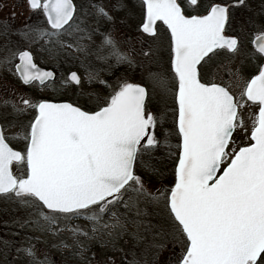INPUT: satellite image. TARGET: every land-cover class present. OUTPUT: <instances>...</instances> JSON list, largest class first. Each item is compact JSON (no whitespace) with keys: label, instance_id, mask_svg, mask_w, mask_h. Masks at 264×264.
<instances>
[{"label":"snow or ice","instance_id":"6c2138e0","mask_svg":"<svg viewBox=\"0 0 264 264\" xmlns=\"http://www.w3.org/2000/svg\"><path fill=\"white\" fill-rule=\"evenodd\" d=\"M17 6L0 28V200L28 209L18 226L56 238L64 264H99L93 246L106 253L124 236L126 264H264V0H141L139 20L134 0H21L42 23L19 28ZM158 22L170 33L166 70ZM133 23L147 36L122 50L113 33ZM33 46L56 61L75 59L67 49L83 54L85 79L72 71L61 81L80 87L83 105L31 96L8 80L52 88L54 73L38 66ZM92 56L106 67L93 68ZM137 69L140 82H130ZM237 131L249 143L230 150ZM165 160L175 164L171 187ZM25 236L14 252L0 249L3 264H48L36 255L40 237ZM170 244L179 254L163 260Z\"/></svg>","mask_w":264,"mask_h":264},{"label":"rangeland","instance_id":"374dc122","mask_svg":"<svg viewBox=\"0 0 264 264\" xmlns=\"http://www.w3.org/2000/svg\"><path fill=\"white\" fill-rule=\"evenodd\" d=\"M96 3L108 5L109 0H95ZM135 5H136V20H139L140 18V13H139V8H140V1L139 0H134ZM18 5L15 7V11L17 12V17L13 23V26L16 28H19L23 26L26 22L27 23H42V19L38 17L37 14H34L30 12L27 8L20 7L19 5L21 4V0H0V6L7 5V7H2L0 9V28L3 27L4 23L7 21L8 16L10 15V10L12 9L13 5ZM255 6V5H254ZM20 13H23V15H20ZM115 15H123V13H113ZM31 17L29 20L28 18ZM159 31H160V37L161 40L159 43L162 44V49H163V54H164V61L162 64V67L164 70L167 69V48H168V36L166 32L164 31L163 28H160L158 26ZM140 33L136 31L135 28V23L132 24L131 27H125L121 26L118 31L114 32L113 35L115 39L118 41L119 37H122L123 39L126 38H131V37H137L139 36ZM256 35L255 32L249 33L244 37V43L245 46L249 49H252L251 45V40L252 38ZM19 37H13V39H17ZM22 39V38H20ZM127 39H126V49L127 50ZM99 38L95 40V44H99ZM23 43V42H22ZM94 47V45H93ZM32 51L35 55V61L39 64L42 63H52L53 60L51 57L47 56L44 57L43 53L38 52L36 46H33ZM66 51L71 52V56L75 57V59L71 58H65L62 57L61 59L63 62H61V68H59V73L57 74V78L50 83L49 85L52 86V88L56 89L55 91L52 90V88H46L43 91H39L38 89H30L28 90V95L31 96H43L44 98L52 99V98H59V99H64L68 97H72L71 95L73 94V89L70 83L69 84H62L61 81L63 79L67 78V73L69 70H76L80 72V76L82 81L85 79L87 76V73L85 72L84 68L82 69L80 65V61L84 60L85 57L81 53H77L74 50L67 49ZM91 60V57L88 58ZM67 60L65 63L64 61ZM92 66L93 68H105L106 65L99 60H92ZM112 63V62H109ZM115 62H113L114 64ZM124 70V66L120 67V71L122 72ZM148 71V68L145 67L144 73L146 74ZM100 77L102 78H107L106 74L104 72L100 73ZM130 82H140V70L137 69L136 72L133 75V79ZM85 89H90L91 87L100 88V85L93 84V85H88L86 82L84 84ZM77 90H80V87L78 86L76 88ZM233 91H237V88H234ZM242 111V116L244 118L245 124L250 128L252 124V120L249 118L250 114H252L255 109L253 108H247L246 110H241ZM16 130L19 131L17 128H12L9 129L6 133L8 134H14ZM233 139L235 141V145L230 146L235 147L236 145L242 146L245 145L249 142L248 138L242 131H237L233 134ZM171 143L173 144V153L174 156L177 153V150L175 148V145L177 143V139L175 136L171 138ZM174 162L173 160H165L163 162V167L165 171V178L163 179V184L165 186L171 187L174 182ZM13 173L16 175L22 174V169L19 167H14L13 168ZM153 183L156 185V187H160L161 181L159 180H154ZM151 187V185H149ZM27 211L28 209L24 206H21L19 204H13L10 202H5L3 200H0V249L5 247L7 245L9 248L13 249L15 247L21 246L25 241H26V236H25V231L29 232V235H34V236H39L40 241H34L36 244V255L37 257L42 258L45 254H47L48 257V264H64L65 257L67 255V250L59 249L56 247H52L51 245L53 243H57L58 240L56 238H53L51 235H41L38 232H32L31 230H24L21 229L18 225L20 222H22L24 219L27 218ZM84 223V222H81ZM129 231L134 230V226L128 225ZM64 237L69 238L68 242L71 243L70 236L71 234L69 232H65L62 234ZM128 236H124L122 240L118 243L116 249H112L111 245H109L108 250L102 251L97 245H94L92 248V251L96 252V261L99 262V264H104V262L108 259V257H111L115 264H126L127 261L132 260V255L128 254L130 253V250H132V245L131 243L129 244H124L125 240H128ZM120 247L124 248V252L119 251L118 249ZM127 254V255H126ZM179 254V246L177 245L175 248L170 244L168 246V250H166L163 253L162 259L167 260L169 257L178 255ZM91 253H86L85 256H89ZM137 257L139 258V252L137 250ZM3 257H0V264H3ZM8 259L11 260L12 257L8 256ZM68 264H82L80 261H69Z\"/></svg>","mask_w":264,"mask_h":264},{"label":"flooded vegetation","instance_id":"af4514ba","mask_svg":"<svg viewBox=\"0 0 264 264\" xmlns=\"http://www.w3.org/2000/svg\"><path fill=\"white\" fill-rule=\"evenodd\" d=\"M140 1V3H141V0H139ZM178 2H183V0H178ZM205 2H211V0H205ZM217 2H220V0H217ZM200 11L202 12L203 11V9L201 8L200 9ZM42 19V18H41ZM158 26H160V28H163L164 29V31H165V27L161 24V22H158ZM166 32V31H165ZM167 34V36L169 37V35H170V33H166ZM147 36V34H144L143 36L141 35V34H139V36H137V37H131V38H126L128 41H127V47L129 46V44H131L132 46H134L135 48H137V49H139L140 47H141V43H140V41H142L145 37ZM254 38V37H253ZM252 38V39H253ZM126 39H123L122 37H119V39H118V42L120 43V47H121V49L122 50H124V49H126ZM252 41V40H251ZM252 45V44H251ZM252 48H253V45H252ZM102 54H104V55H106L107 53L105 52V53H102ZM43 56L44 57H46L47 58V54H45V53H43ZM137 59L138 60H140L141 58L140 57H137ZM53 60V62L52 63H49V64H47V63H42V64H38L36 61V63L38 64V66L39 67H41V68H43L44 70H50V71H52L53 73H54V80L57 78V74L59 73V68H61V62H63V60L61 59L60 61H56V60H54V59H52ZM92 60H96V58L94 57V56H92L91 57V61ZM15 62H17L18 63V59H17V61H15ZM109 62H115V60H111V61H109ZM82 69H83V67H82ZM72 71H75V72H77V74L80 76V72L79 71H76V70H69L68 71V73H67V77L69 76V74L72 72ZM81 77V76H80ZM8 78V80L11 82V83H13V84H15L16 86H17V88H19L22 92H24V93H27L28 94V90H29V87L28 86H23L15 77H13V76H8L7 77ZM100 78H102V77H100ZM54 80H52V81H48L47 83L48 84H50V83H52ZM72 86H70V87H72V89H73V94L71 95L72 97H68V98H64V99H59V98H52V100L53 101H65V102H73V101H75L78 97H79V99H80V104L81 105H83L84 104V98L83 97H80L79 96V94H80V90H77L76 88L78 87V86H76V85H74V84H72V83H70ZM92 88H94V87H91L89 90H91ZM18 98V97H17ZM25 98H27V97H25ZM89 107H90V105H89ZM18 132V130H16V132L15 133H17ZM6 135H8V136H11V135H13V134H8V133H6ZM10 146H12L14 149H16V150H19L20 148H22L23 147V142L22 141H20V140H12L11 142H10ZM14 167H19V168H21L22 169V172L24 171V166L23 165H16V164H14L13 165V168ZM21 174V173H20ZM20 174H16V175H20Z\"/></svg>","mask_w":264,"mask_h":264},{"label":"water","instance_id":"95a60500","mask_svg":"<svg viewBox=\"0 0 264 264\" xmlns=\"http://www.w3.org/2000/svg\"><path fill=\"white\" fill-rule=\"evenodd\" d=\"M166 27V26H165ZM48 71H50V70H48ZM70 75V74H69Z\"/></svg>","mask_w":264,"mask_h":264}]
</instances>
